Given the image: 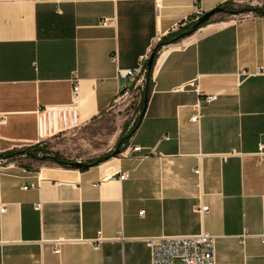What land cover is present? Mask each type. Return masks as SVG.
Returning <instances> with one entry per match:
<instances>
[{"label":"crops","instance_id":"crops-1","mask_svg":"<svg viewBox=\"0 0 264 264\" xmlns=\"http://www.w3.org/2000/svg\"><path fill=\"white\" fill-rule=\"evenodd\" d=\"M236 1L0 0V153L36 141L35 110L69 102L73 78L85 130L130 96L138 105L145 76L122 96L118 69L197 9ZM230 16L158 50L120 153L84 170L0 166V264H150L137 238L200 231L216 237V264H264V15Z\"/></svg>","mask_w":264,"mask_h":264},{"label":"built area","instance_id":"built-area-1","mask_svg":"<svg viewBox=\"0 0 264 264\" xmlns=\"http://www.w3.org/2000/svg\"><path fill=\"white\" fill-rule=\"evenodd\" d=\"M204 12L202 10H196L192 23L195 22L200 15ZM110 22V18L106 17L101 24L103 26ZM149 53H146L140 57L138 66L135 68H122L118 69L119 76H123L126 79V84L121 88L122 96L127 94L129 86L132 83H137V78L142 79L144 77L147 65V59ZM116 59V55L113 57ZM190 82V85H193ZM71 98L69 102L59 104H45L39 106L35 111L36 115V127H37V139L34 143H40L46 139L59 137L64 132L74 131L80 128L81 121L79 118V81L77 78L72 79ZM216 98L215 94H206L205 101L211 102ZM198 114L190 117V121L196 122L199 119ZM164 139H168L167 136H163ZM134 151H140L139 146L133 148ZM195 172L200 175V169L195 168ZM127 172H123L119 175L120 180H124L127 177ZM25 188V187H24ZM5 208L1 207V211ZM194 211L198 214H206L208 206L196 205ZM142 212H139L142 215ZM119 239V238H118ZM120 239H123L121 237ZM145 243L146 247L150 251V264H216V252H215V240L216 237L211 233L200 231L191 235H151L137 238ZM104 239L99 236L97 241H103ZM264 242V236H262ZM58 252V249H54Z\"/></svg>","mask_w":264,"mask_h":264},{"label":"rangeland","instance_id":"rangeland-1","mask_svg":"<svg viewBox=\"0 0 264 264\" xmlns=\"http://www.w3.org/2000/svg\"><path fill=\"white\" fill-rule=\"evenodd\" d=\"M256 2V0H238L229 5V9L239 11L238 14H246L248 13V11H250L249 8L251 7H261L257 6L258 4ZM230 15L232 14L226 12H218L209 20H216V18L227 19L231 17ZM191 24H188L187 27H185V29L180 32L189 29L191 27ZM134 98L135 97L131 96L128 97L126 103L127 105L123 108V110H121L119 115L116 112H109L108 114L93 121V127L90 130H85L86 127L83 128V126H81L74 131L64 132L59 137L46 139L45 141L40 143H31L29 145L20 146L13 149V151L23 152L13 155V157L8 161L6 159L0 158V166L9 162L17 161L22 166L28 169H34V167L39 166L41 162H43V160L28 157L27 152L29 151L35 152L37 153V155L45 154V152H56L69 161H77V157H83L81 161L84 162L93 161L97 157L99 158L101 157V155H105L109 152V150L115 149V143L120 137L122 129L124 127H126V130L129 129V121L134 118V116L139 115V104H136L139 98H137L136 100ZM93 146L99 148L101 150L100 152H105L103 154H101L100 152L97 154L96 151L95 153H93L96 156L90 160L86 157V155H90L92 153Z\"/></svg>","mask_w":264,"mask_h":264},{"label":"trees","instance_id":"trees-1","mask_svg":"<svg viewBox=\"0 0 264 264\" xmlns=\"http://www.w3.org/2000/svg\"><path fill=\"white\" fill-rule=\"evenodd\" d=\"M222 7H224L225 9H228V10H231L229 9V5L228 4H224ZM249 10L253 13H256L258 15H264V6H261V7H251L249 8ZM207 21L203 22L202 24H205ZM181 32L178 31L176 33H171L169 36H166L165 38H161L157 44L155 45V47L153 48L152 50V54H153V57L156 56L158 50L163 46V45H166V44H169V42H173L176 40V37L180 34ZM151 69L150 70H146L145 71V78H146V81L144 82V86L142 88V95H141V100L139 102V111H141L143 108H142V105H143V97L144 95L149 96L150 94V79H151ZM140 118L139 115L138 117H136V119L134 120L133 122V125L126 130V127H124L121 131V135L120 137L117 139V142L115 143V146L114 148L118 145V142L121 141V144L119 145V153L123 150V147H124V143L126 142V139L134 132V130L138 127V123L140 121ZM23 151H8V152H3V153H0V158L1 159H6L7 161L10 160L13 155L17 154V153H22ZM111 152H112V149L109 150L108 153H106L105 155L101 156L100 159L103 161V159L105 157L109 158L111 157ZM27 156L28 157H31V158H36V159H42L43 161L45 160H51L53 162H55L56 164H58L59 166H63V167H67V168H73V169H80V170H84L86 166H81V167H73V166H70L69 164V160H67L66 158H64L62 155L56 153V152H45V154H42V155H37V153L35 152H27ZM98 158L94 159L93 161L97 160ZM93 161H89L88 163H93Z\"/></svg>","mask_w":264,"mask_h":264},{"label":"water","instance_id":"water-1","mask_svg":"<svg viewBox=\"0 0 264 264\" xmlns=\"http://www.w3.org/2000/svg\"><path fill=\"white\" fill-rule=\"evenodd\" d=\"M218 12H226V13H229V14H238L239 11H235V10H226L224 7L222 6H216L215 8L211 9L210 11H206L204 12L202 15H200V17L191 24V27L183 32H181L177 37H176V40L178 39H181V38H184L185 36L187 35H190L192 34L193 32H195L198 28H200V25L205 22V21H208L212 16H214L216 13ZM147 65H146V70H150L154 64V57H153V54L151 53L147 59ZM146 81V79H145ZM147 102V96L144 95L143 97V106H142V110L140 112V117L143 115L144 113V110H145V104ZM121 144V141L118 142V145L115 147V149L112 150L111 152V156H114L116 154L119 153V145ZM108 159L107 157H105L103 160H106ZM102 162V160L100 158H98L97 160L93 161V163H86L84 161H81V160H77V161H70L69 164L70 166H73V167H81V166H93V164H98Z\"/></svg>","mask_w":264,"mask_h":264},{"label":"flooded vegetation","instance_id":"flooded-vegetation-1","mask_svg":"<svg viewBox=\"0 0 264 264\" xmlns=\"http://www.w3.org/2000/svg\"><path fill=\"white\" fill-rule=\"evenodd\" d=\"M226 10H228V9H226Z\"/></svg>","mask_w":264,"mask_h":264}]
</instances>
